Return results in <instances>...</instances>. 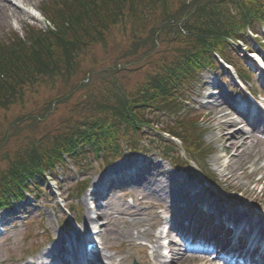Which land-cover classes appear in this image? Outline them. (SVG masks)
<instances>
[{
  "label": "rangeland",
  "instance_id": "rangeland-1",
  "mask_svg": "<svg viewBox=\"0 0 264 264\" xmlns=\"http://www.w3.org/2000/svg\"><path fill=\"white\" fill-rule=\"evenodd\" d=\"M57 1L60 0H0V44L10 42L11 37L18 36V32H22L23 28L31 34L34 30H39L28 24L33 20L37 21L36 26L45 27L44 19L38 21L34 17L36 14L34 10L41 6L45 9L46 3ZM185 1L172 0L171 11L175 12L177 9L181 11V4ZM146 7L148 15L152 17L158 15L151 12L153 8L150 5ZM162 12L161 9L158 13ZM127 13L128 10H124V14L128 15ZM177 16H180V13ZM157 18L163 19L165 24L173 29L181 27V33L186 34L183 22L173 21L167 15H160ZM149 26L152 28L156 25L152 23ZM259 31L261 34V28ZM149 32L150 28L138 30L132 18L128 16L125 20L112 23L107 30L96 35L97 37L87 39L83 47L74 53V58H78V65L72 72H64V68L49 72L46 77L33 80L24 86L21 98L1 106L0 178L1 173L10 169L13 161L14 164L17 161H27L38 143L41 145L47 138L60 135L64 129L82 126L86 119L90 122L92 118L99 117V114L105 116L107 111H104V108L112 103L118 105L116 100L121 95H125L126 100L127 97L131 100L139 95V92L131 91L132 86L142 80L143 84L147 83L144 78L150 77V73L157 70L158 61L163 57L162 67L168 65V58L173 57L171 53L168 55L169 50L175 47H191V42L182 38L177 36L169 38L160 34V43L162 46L165 44L167 49L161 47L160 51L152 50L149 44L137 37L139 34L147 37ZM243 50L244 47L238 50L242 56L244 55L243 61L242 57L237 60L240 67L255 70V67L249 64L252 62L248 60L249 57L247 58ZM199 76L205 79L206 88L199 93L203 83L201 84V80L196 81L197 86L193 90H196L197 96L193 95L188 108L203 117V125L208 129L204 139L213 147V153L208 156L206 163L210 173L217 175L221 192L228 194H221L222 197L219 199L213 187L208 185L205 188L201 184L204 180L198 175L193 177L191 173L177 170L162 159L161 152L155 149L157 145L152 141L153 138H148L150 133L154 132L147 127L142 131L143 142L153 147L154 151H150L149 148L148 154L141 153L136 156L126 154L109 167L99 166L101 162L97 160L91 161L94 156L89 153L87 159L80 162V169L73 170L68 165V168H61L59 172L56 170L53 175L47 174L46 179L42 180L43 192H40V196L37 197L32 192L27 203L17 204L11 211L6 209L0 211V217L5 215L4 218H0L1 223H8V227L4 226V232L0 234V264H32L39 258L50 256L48 250L60 244L61 233L73 235L75 231L70 229L78 227H84L86 233L87 226L92 225L103 230L102 250L105 254L102 257L106 262L132 264L134 258H140L143 264H149L144 258L145 253L152 258V248L147 246L151 245L148 239L151 233L148 234L147 231L154 230L158 220H163L162 216L168 218L165 209L185 203L182 198L186 197V194L183 190L179 191L178 186L172 182V188L175 187L178 192L170 196L163 191L165 184L170 180L169 174L183 180L185 188L195 187V190L187 195L188 201L191 200L197 205L212 202L219 214H233L239 221L245 220L248 223L246 237L253 231L258 234L261 241L264 240V178L261 179L264 177V168H260L264 164V138L260 133L254 132L253 127L246 121L240 125L242 118L234 117L233 113L231 118L240 121L237 127L249 133V144L241 158L235 153L236 150L232 151L235 160L232 161L231 169H235L238 174L229 178V171H225L222 166L228 158H222V163L218 162L219 160L215 161L217 155H222L221 147L225 144L218 141L219 135L222 134L218 126L226 122V119L220 117L214 108L226 102L223 96L227 99L233 97L234 86L231 78L223 77L220 68L201 71ZM117 84L122 85V90L117 89ZM245 85L251 91L257 89L263 92L256 73L249 72V79ZM218 98L222 100L215 103V99ZM229 108L228 105L227 109ZM150 114L149 120L168 121L162 114ZM172 117L170 116L171 120ZM235 129L228 132L231 133ZM154 137L158 140V137ZM260 138L263 139L259 141ZM180 145L179 141L175 140L176 150L181 151L183 157H188ZM214 150L217 152L214 153ZM135 160L143 161V165L141 168L137 166L131 169L136 171L139 168L141 172L140 177H136L139 178L137 182L135 178L136 183L130 188L132 193L121 189L122 186H128L126 182L115 181L109 186L101 183L98 185L107 193L106 196L100 197L98 194L97 199L86 200L90 196L89 192L96 188L97 179L111 173L116 165ZM91 163H94L93 166L88 167ZM244 163H248L246 168L242 167ZM192 164L197 169V164ZM84 179L89 180V187L79 197L75 188L77 183ZM100 205L103 206V211L99 212L101 215L97 217ZM17 208H23L24 211L19 212ZM71 210L74 212L69 213ZM74 215L80 223L75 221ZM93 216L97 218L94 219ZM169 219L173 221L174 217L171 216ZM144 231L148 235L137 236L138 232ZM129 233L133 236H128ZM144 245L148 247L146 251ZM120 252L127 256L125 262H121ZM161 252L163 253V248ZM199 258L192 264H198ZM171 259L169 256L168 260ZM174 263L173 260L171 264Z\"/></svg>",
  "mask_w": 264,
  "mask_h": 264
},
{
  "label": "trees",
  "instance_id": "trees-1",
  "mask_svg": "<svg viewBox=\"0 0 264 264\" xmlns=\"http://www.w3.org/2000/svg\"><path fill=\"white\" fill-rule=\"evenodd\" d=\"M131 2L129 0H60L55 3H47L45 11L60 24L59 31L51 33L53 40L43 42L45 37L39 35L37 38L41 43L34 45L32 50L30 45L27 46L17 35L10 39V42L0 44V107L21 98L24 86L33 80L37 81L41 77H46L49 72L63 68L64 72H72L78 65V58H74L73 55L83 47L85 41L101 34L112 23L125 20L127 16L132 18L138 30L139 28H150L147 37H142L141 34L137 37L156 51H160L161 47L167 49L165 44L162 46L160 43V34L169 38L177 36L191 42L190 45L193 46L196 44L194 49L196 50L207 46L208 42L211 44L218 43L216 40L223 39L228 33H221L216 37L217 39L212 41L215 33L213 31H218L216 32L218 34L220 24L225 21L221 8H219L221 7L219 3H222V0H212L203 5H198L195 9H192V5L189 3H184L181 4V11L177 9L175 12L171 11L172 0H136L134 4ZM252 2H255L253 4L257 5L256 8L264 9V0H243L244 8H254ZM239 3L240 0L235 1V4L240 5ZM146 5H150L153 8L151 12L158 15L155 17L148 15L146 12L149 11ZM213 8L217 9L212 11ZM161 9L163 12L160 14L158 12ZM124 10H128V15L124 14ZM179 13L180 16H177ZM160 15H167L173 21L183 22L187 35L181 33V27L175 29L168 27L163 19L157 18ZM187 15H191V17L188 18ZM152 23L156 26L151 28L149 25ZM208 23L215 24L213 26ZM211 26L213 27L208 28ZM170 51L173 52L175 58L180 59L181 63L185 64L186 61L190 70L193 60L187 52H191V50L175 47ZM203 51L207 52L205 48ZM196 60L197 64L194 68H199L203 63L199 58ZM116 86L117 89L122 90L121 85L117 84ZM142 88L144 87L140 88V92H145V90L141 91ZM124 96L121 95L118 98H124ZM128 106L129 103L126 102L119 104V107L107 121L108 127L96 126L90 130L87 129L88 123H84L83 126H79L75 131L69 133L71 136L67 133L55 137L53 135L41 144L43 145L41 148L38 143L29 157L27 156V161H17L15 164L13 161L9 166L10 169L1 173L0 204L9 203V198H22V190L30 186V176L35 177L37 174L42 176L45 170L53 169L56 163L64 164L66 162L65 156L76 160L81 150L80 147L85 143L91 145L95 139L94 148L98 151V145L102 141H107L110 137L112 141L118 138L119 132L111 131L110 126L116 120L123 121L124 118L130 116ZM104 111L107 109L104 108ZM106 116L105 120L107 119ZM132 116L139 119L138 114ZM102 118L103 116H100V119ZM183 132L186 136L183 139L184 142L191 143V145L197 142V132L191 133L188 130ZM35 186L38 187L36 183Z\"/></svg>",
  "mask_w": 264,
  "mask_h": 264
},
{
  "label": "bare ground",
  "instance_id": "bare-ground-1",
  "mask_svg": "<svg viewBox=\"0 0 264 264\" xmlns=\"http://www.w3.org/2000/svg\"><path fill=\"white\" fill-rule=\"evenodd\" d=\"M224 99H226V102L218 105L216 108H214V111L222 118L226 119V122L222 123L219 126V130L222 132V135L220 138H218V141H223L225 144L223 145L221 151L224 153L221 156H217V159H215V161L219 160L218 162L222 161L223 157L228 158V163L224 166L225 169H227L229 171V175L231 177H235L238 173L236 172L235 169H231L232 166V161L235 160L234 159V153L231 154V152L233 150H236V154H238V157L241 158L243 156L244 153H246V148L247 145L249 144V133L244 132L241 129H237L231 133H229L228 131L232 128H234L235 126L238 125V123L240 122L238 119H232L230 116V113L227 111L225 112V110L227 109L228 105H234L236 103L237 98L236 97H230V98H226L225 96H223ZM222 100V98H218L215 99V103H218ZM245 102L246 103H250V101L245 97ZM253 121L256 122L255 119H252ZM254 127V131H257V133H262L261 132V128L260 126L257 127V125H252ZM263 138L258 139L259 141H261ZM238 150V151H237ZM238 159V158H237ZM236 159V160H237ZM143 165V161H133L131 163H125V164H120V165H116L112 171L116 172V174L111 177L112 175H109L106 180H107V184L108 186L111 185L113 183V181L115 179L118 180H122L124 179V173H122V171L126 168H129L131 166H133L134 168H136L137 166H139L141 168V166ZM248 165V163H244L242 165L243 168H246ZM264 165H261L260 168H263ZM139 169V168H138ZM136 169V173L138 175V177H140V170ZM262 170V169H261ZM129 174H127L128 176ZM170 180L168 181L167 184H165L163 191H165L168 195L172 196L175 195L176 191L174 188H172L171 182L173 184H175L176 186L179 187V191L182 190V188L185 191H194L195 187H192L190 189L185 188V184L184 181L181 179L176 178L174 175L169 174ZM104 177H101L100 179L96 180V184H101V183H105L103 179ZM139 178H136V180H138ZM100 192V191H99ZM92 198V200L95 198H98V192L95 191L93 193H91L90 195ZM184 205H188V203H183L180 206H184ZM190 205L195 206L193 204V202H190ZM199 206L207 208L208 210L211 211V213L216 216V219L218 221H220V225L222 226L223 221H224V226H222L224 228V231L226 232V223H234V227H239L240 229L243 228V230H246L248 227V223L245 222V220H240L238 222V218L236 216H234L233 214H228V213H224L223 215L219 214V211L215 208L214 204L212 202H207L204 204V202H202ZM184 209V208H183ZM100 211L102 210L101 208L99 209ZM182 210H176L177 213H180ZM184 220H187L190 224L194 223L193 219L187 214L185 213L183 216ZM198 225H201V223H199ZM232 228L230 226L227 227V230H231ZM145 232V233H144ZM138 232L137 236L141 237L142 234H150L151 232L148 230L147 232ZM232 233V232H231ZM147 234V235H148ZM76 236H81V238H85L83 237V230L82 229H78L76 234ZM74 235V236H75ZM128 236H133L132 233H129ZM146 236V235H145ZM155 237L157 238V240L155 241V244L153 246V251H154V256L153 258H150L146 253L144 254V258L146 260V262H148L149 264H171L172 261L168 262V261H162L160 259L161 257V253H160V243L158 241L159 235L155 234ZM77 239V238H76ZM74 239L73 236H67V237H62L60 239V244L57 245V247H52L48 250V253L50 254L51 257V262L52 264H69L67 261H64L63 258L64 256H71L72 257V261L73 263H80V264H100V256L103 255L102 250L97 251V252H93L90 256L91 258H93V261H90V259L88 258V253L86 251H82V253H76V251H74L76 249V247L74 246ZM175 239L172 238L169 245V249L172 252L173 256H172V260H174V264H192L196 259H197V255L193 256L192 254H183L182 256H180L178 254V252H176V244L173 242ZM212 241L214 242L215 247L219 248L220 247V243L219 241H217L216 239H212ZM260 245V244H258ZM262 246H264V241L261 243ZM246 247V246H245ZM258 248H260V246H258ZM147 250V247H144V251ZM166 250V249H165ZM261 253L264 255V247L261 249ZM122 255L120 257L121 262H125L126 260V255L121 253ZM60 255H64L63 258ZM96 257V258H95ZM109 257H114V256H109ZM113 259V258H111Z\"/></svg>",
  "mask_w": 264,
  "mask_h": 264
}]
</instances>
